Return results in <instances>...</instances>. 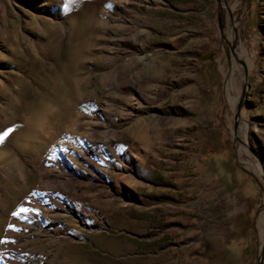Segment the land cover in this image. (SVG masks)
<instances>
[{
    "label": "rangeland",
    "instance_id": "1",
    "mask_svg": "<svg viewBox=\"0 0 264 264\" xmlns=\"http://www.w3.org/2000/svg\"><path fill=\"white\" fill-rule=\"evenodd\" d=\"M7 129L0 264H264V0H0Z\"/></svg>",
    "mask_w": 264,
    "mask_h": 264
},
{
    "label": "snow or ice",
    "instance_id": "2",
    "mask_svg": "<svg viewBox=\"0 0 264 264\" xmlns=\"http://www.w3.org/2000/svg\"><path fill=\"white\" fill-rule=\"evenodd\" d=\"M10 131H11V129H7L6 131L0 133V140H3V139L8 135V133H9ZM28 211H29V209H27V208H21V209L19 210L20 213H25V212H28ZM12 215H13V216H17L18 213L14 212V213H12ZM10 227H11V226H10Z\"/></svg>",
    "mask_w": 264,
    "mask_h": 264
},
{
    "label": "water",
    "instance_id": "3",
    "mask_svg": "<svg viewBox=\"0 0 264 264\" xmlns=\"http://www.w3.org/2000/svg\"><path fill=\"white\" fill-rule=\"evenodd\" d=\"M244 79H245V83H244V88H245V87H246V73H245V75H244ZM244 97H245V92L243 91L242 99H243ZM240 105H241V101L239 102V104H238V106H237V109H239ZM257 264H261V262L258 261Z\"/></svg>",
    "mask_w": 264,
    "mask_h": 264
},
{
    "label": "trees",
    "instance_id": "4",
    "mask_svg": "<svg viewBox=\"0 0 264 264\" xmlns=\"http://www.w3.org/2000/svg\"><path fill=\"white\" fill-rule=\"evenodd\" d=\"M203 61H205V60H207V59H209V57H207V56H205V57H203V58H201Z\"/></svg>",
    "mask_w": 264,
    "mask_h": 264
},
{
    "label": "bare ground",
    "instance_id": "5",
    "mask_svg": "<svg viewBox=\"0 0 264 264\" xmlns=\"http://www.w3.org/2000/svg\"><path fill=\"white\" fill-rule=\"evenodd\" d=\"M263 239H264V236H262V237L260 238V241L262 242V241H263Z\"/></svg>",
    "mask_w": 264,
    "mask_h": 264
}]
</instances>
